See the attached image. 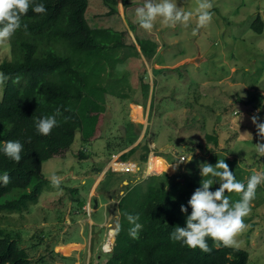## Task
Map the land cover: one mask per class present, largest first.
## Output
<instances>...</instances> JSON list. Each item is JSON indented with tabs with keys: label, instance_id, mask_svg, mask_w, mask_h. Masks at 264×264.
Returning a JSON list of instances; mask_svg holds the SVG:
<instances>
[{
	"label": "rangeland",
	"instance_id": "1",
	"mask_svg": "<svg viewBox=\"0 0 264 264\" xmlns=\"http://www.w3.org/2000/svg\"><path fill=\"white\" fill-rule=\"evenodd\" d=\"M198 2L178 0V7L193 10ZM211 2V22L193 34L195 20L187 27H170L158 18L151 32L140 28L135 10L143 0H118L114 14L108 13L102 0H87L90 26L100 30L101 37L109 34L118 42L115 47L106 45L100 63L86 65V100L99 106L103 116L100 136L84 142L77 132L62 159L42 163L48 182L38 200L20 212L0 211V229L19 238L31 264H105L115 243L119 197L127 188L140 186L133 199L141 202L146 175L154 168L176 178L199 171L198 165L213 155L203 157L196 146L199 140L208 149L235 158L244 177L253 168L264 169V157L258 158L255 151V144L264 139L251 119L255 115L264 122V26L261 34L253 29L258 16L264 24V0ZM155 44L152 61L149 51ZM56 54L73 55L68 46ZM11 58L8 40L0 41V63ZM157 67L169 71L153 70ZM3 89L0 84V98ZM249 100L256 106L260 103L256 110L246 105ZM144 125L150 161L139 170L133 162L126 168L116 153L136 146ZM205 134L216 136L219 146L208 142ZM192 147L194 152L189 150ZM191 152L190 163L176 164L175 156ZM115 160L110 170L116 174L105 175V165ZM53 174L61 178L58 188L50 183ZM113 191V202L103 207ZM104 213L107 222L99 225ZM244 222L247 226L235 236L234 247L249 253L248 264H264V192L251 202Z\"/></svg>",
	"mask_w": 264,
	"mask_h": 264
},
{
	"label": "trees",
	"instance_id": "2",
	"mask_svg": "<svg viewBox=\"0 0 264 264\" xmlns=\"http://www.w3.org/2000/svg\"><path fill=\"white\" fill-rule=\"evenodd\" d=\"M102 1L109 7L108 13H117L118 0ZM36 2L45 5L46 13L36 14L29 7L27 14L22 16V24H27V30L22 27L8 40L12 58L0 63V73L8 77L3 83V95L0 98V143L19 140L24 145L19 163L0 153V173L6 171L10 177L6 186H0V211L20 212L27 208L28 203L38 200L48 182L42 173V163L53 158L62 159L77 132L84 142L96 140L100 136L103 116L99 106L93 103L89 105L86 100V71L87 66L104 59L102 54L106 45L115 47L118 44L115 37L111 39L109 34L101 37L100 30L90 26L86 18L87 0ZM263 26L258 16L253 29L261 34ZM104 41L112 42L103 44ZM64 46L71 48L72 56L56 54ZM157 49L156 44L150 49V59ZM153 70L169 71L164 68ZM177 70L181 73L180 77L185 76L184 71ZM254 104L251 100L246 102L253 111L260 103L257 106ZM150 105L153 108L152 102ZM57 111L58 126L48 136L39 135L34 127L35 120ZM146 135L136 146L123 153L119 157L120 161H136L141 169L148 160ZM204 137L219 146L216 136L205 134ZM196 146L203 157L213 154L205 162L215 165L218 159L225 160L238 180L247 178L235 158L229 159L221 153L223 151L208 149L200 140ZM189 150L194 152L195 147ZM78 154L84 156L81 152ZM116 162L111 163V167ZM125 167L129 168L128 162ZM114 172L109 169L105 175H115ZM151 174L156 175L145 180L146 193L141 202L133 199L140 186L127 188L125 194L119 197L115 243L105 264H248L249 253L246 250L234 246H217V242L211 238H206L211 249L209 252L173 242L170 239L173 227H183L185 223L180 205H187L191 194L200 186L202 177L199 171L183 173L177 178L170 177L166 173L161 174L157 168ZM218 186L214 185L213 190ZM260 191L264 192V184L257 188L255 197ZM226 195L232 200L239 198L237 193ZM126 214L140 217L139 223L143 228L137 238L129 235L132 225ZM0 264H31L28 251L19 246V238L11 230L0 229Z\"/></svg>",
	"mask_w": 264,
	"mask_h": 264
},
{
	"label": "clouds",
	"instance_id": "3",
	"mask_svg": "<svg viewBox=\"0 0 264 264\" xmlns=\"http://www.w3.org/2000/svg\"><path fill=\"white\" fill-rule=\"evenodd\" d=\"M30 6L36 14H45L47 11L45 5L37 3L36 0H0V41L10 40L22 27L27 30V24H22V16L27 14ZM212 7L211 0H199L193 10H184L183 7H178V0H143V5L135 10V22L140 28L151 32L158 18L160 23L170 27H175L178 24L187 27L190 21L195 20L196 28L193 29V34H195L196 29L211 22L213 14L210 9ZM7 79L8 77L4 73H0V84H3ZM57 115H59V111L37 118L34 122L36 132L39 135L48 136L53 128L58 126ZM251 119L258 130V135L264 139V122H259L260 118L255 115ZM146 133L147 125H144L140 139ZM23 148L24 145L19 140H7L0 143V153L16 163L21 160ZM126 149L121 151L118 158L127 152ZM255 151L258 158L264 157V143L255 144ZM150 156L148 153L146 164L149 163ZM175 158L178 161L177 165L185 161L190 163L192 152L187 155L180 154ZM121 162L137 164L136 161ZM105 166L106 170L102 171L104 173L111 168L110 163ZM198 167L202 177L200 186L191 194L187 205H180V212L184 215L185 223L183 227L179 225L173 227L170 239L182 246L192 249L199 248L203 252L211 250L206 238L217 242V246H236L235 236L247 226L244 218L251 212V202L255 199L257 188L264 184V169L253 168L245 180H238L230 171L225 160L218 159L215 165L203 162ZM136 168L140 169L139 166ZM153 175L156 174H150V176ZM49 180L53 187H59L61 182L59 176L53 174ZM9 181L10 177L6 171L0 173V186H6ZM214 185L219 186L213 190ZM226 193H237L239 198L232 200ZM126 218L132 225L129 228V235L132 238H137L139 231L143 228V225L139 223V215L126 214Z\"/></svg>",
	"mask_w": 264,
	"mask_h": 264
},
{
	"label": "crops",
	"instance_id": "4",
	"mask_svg": "<svg viewBox=\"0 0 264 264\" xmlns=\"http://www.w3.org/2000/svg\"><path fill=\"white\" fill-rule=\"evenodd\" d=\"M155 59V54L153 55V56H151V60H154ZM159 64V63H158ZM157 69H162V68H160V67H157ZM150 100V99H149ZM147 102H148V100H147ZM116 154H118V155H120L121 154V152H117ZM105 168H106V166H105ZM104 168V169H105ZM106 170V169H105ZM104 170V171H105ZM97 186L98 185H96L95 186V189L97 188ZM111 194L112 193H110V194H107L106 195V200H104L102 203H101V205L104 207H106L107 206V204H109V203H112L113 202V200L111 199ZM99 194H97V195H95V197H97ZM91 203H92V200L91 201H89V204H90V206H91ZM85 206V205H84ZM84 206H83V208H84ZM93 209V208H92ZM94 210H95V208H94ZM105 214V213H104ZM107 218H108V215H106L105 214V220L104 221H102L99 225H101V224H104L105 225V223L107 222ZM89 223L90 224H92V223H94V224H96L93 220H91V219H89ZM92 233H93V228L92 229H90V231H89V237H90V239H91V237H92ZM91 246V245H90Z\"/></svg>",
	"mask_w": 264,
	"mask_h": 264
},
{
	"label": "water",
	"instance_id": "5",
	"mask_svg": "<svg viewBox=\"0 0 264 264\" xmlns=\"http://www.w3.org/2000/svg\"><path fill=\"white\" fill-rule=\"evenodd\" d=\"M129 149H130V148H129ZM129 149H128V150H129ZM128 150L126 149V151H128ZM147 176H150V174H148Z\"/></svg>",
	"mask_w": 264,
	"mask_h": 264
}]
</instances>
